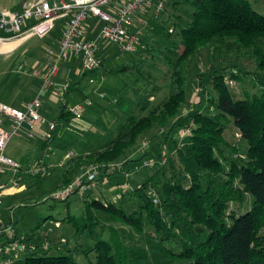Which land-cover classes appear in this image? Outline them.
Wrapping results in <instances>:
<instances>
[{"label": "trees", "instance_id": "16d2710c", "mask_svg": "<svg viewBox=\"0 0 264 264\" xmlns=\"http://www.w3.org/2000/svg\"><path fill=\"white\" fill-rule=\"evenodd\" d=\"M183 2L190 7L191 17L179 19L176 26L181 47L175 61L169 63L171 75L166 97L151 108V93L142 96L137 104L147 110L146 115L130 116L118 128L115 138L91 160L107 165L121 159L154 128L166 130L164 143L172 142L177 146L173 132L181 126L178 116L186 104L189 85L184 66L199 49L219 50L227 41H234L245 50L242 57L253 61L261 72L253 74V79L263 90L258 95L234 100L226 79L240 82L238 73L242 70L234 72L218 65L200 76L199 86L207 79L216 100L210 103L212 116L199 108L203 101L201 96L185 118L193 125L191 136L185 149L176 148V156L180 166L178 176H188L189 185L184 187L176 177L172 182L163 183L159 204L155 206L146 194L148 183L141 184L134 191L142 202L140 211L132 214L111 202L86 203L92 246L81 252L87 264H264V235L260 234L264 229V16L254 11L247 0ZM126 69L112 72L124 73ZM60 110L58 119L63 124L68 123L70 116L65 107ZM227 117L246 143L244 160L227 159L222 152L225 141L221 121ZM51 141L52 138L40 143L41 147ZM77 162L74 159L65 164L64 184L69 180L68 168ZM106 169V166L101 167L102 172ZM102 172L97 181L102 179ZM246 195L253 199L251 208L240 216L229 212L230 203H242ZM91 209L133 229L143 237L146 246L135 243L127 247L114 228H109L107 239L102 238L94 230L97 221ZM64 221L72 223L71 216H66ZM145 222L152 233L145 232ZM174 229H180L187 241L178 252L167 246L176 237ZM76 255V249L56 254L33 250L27 251L19 264H78Z\"/></svg>", "mask_w": 264, "mask_h": 264}, {"label": "rangeland", "instance_id": "374dc122", "mask_svg": "<svg viewBox=\"0 0 264 264\" xmlns=\"http://www.w3.org/2000/svg\"><path fill=\"white\" fill-rule=\"evenodd\" d=\"M16 1L0 0V5L12 8ZM247 1L254 11L264 16V0ZM159 5L161 8L157 11ZM190 17L191 9L183 0H153L149 7L139 11L133 18V30L131 29V31L138 34L140 38L139 46L134 53H121L116 46L101 41L103 46L106 45L119 53L122 61H131V69L123 75L109 78V81L117 86L120 82H126V91L112 93L101 86L97 91L106 94L105 100L97 99L96 94L92 92L93 105L77 119L70 117L66 124L56 123L55 131L51 135L52 141L44 148L41 147V142L34 139L32 143L20 140L18 137H13L9 141L3 153L5 157L18 162L23 169L35 164H42L47 167V171L41 176L20 175L22 176L20 184L24 186V191L10 198L2 199L1 224H12L16 229L17 237L35 250L56 254L76 249V262L87 264L81 252L92 246L91 233L88 230L89 222L85 214L86 203H91L94 200L111 202L122 206L127 214H132L140 211L142 202L134 195V191L141 184L148 183L146 194L149 198L153 195L157 197L158 203L155 206L159 204V193L163 183L172 182L176 177L184 187L189 185L188 176H178L180 166L176 156V148L185 149L189 144V138L179 141L177 134L181 128L191 129L193 127L192 123L185 118L193 111L201 96H203V101L199 108L209 116L214 114L210 103L214 99L216 100L208 80L203 79V86L200 87L198 78L220 65L229 67L234 72L240 69L241 73H245H238L241 77L240 82L226 79L234 100H243L246 97L258 95L263 90L253 79V74L261 72L253 61L242 57L245 50L234 41H227L219 50L212 47L199 49L185 63V76L188 78L189 85L186 104L181 108L178 116L181 126L173 132L177 142L176 147L172 142L164 143L166 130L154 128L151 133L141 137L124 157L115 162L102 165L94 162L91 158L95 153L106 148L107 144L115 138L118 128L123 126L130 116L141 118L146 115L147 110L141 109V104H137L142 96L151 93L152 99L149 100L151 108L158 106L166 97L171 75L169 63L175 61L176 54L179 53L181 47L176 26L179 19L188 20ZM63 29L59 37L56 38L58 44ZM46 37L38 38L30 35L21 40L33 38L38 41L36 43L38 45ZM55 49L44 46L42 68L33 69L28 73L38 83H40L39 75L43 71L45 61L47 62L48 52ZM75 56L77 55H72V57ZM3 60L4 56L0 55V87L2 91L8 92L12 85L11 80L14 77H20L24 70L18 72L15 69L17 66L15 57L9 56L8 59ZM60 65L61 62L59 67ZM82 74L84 76L89 73L83 72ZM86 82L87 86H91L89 79ZM113 99H116L115 103L112 102ZM58 102L60 105L62 104L59 98ZM99 102H102V105H98ZM123 104L128 105V108ZM59 112L57 110V113ZM221 123L224 127L225 144L221 146L224 156L227 159L244 160L246 143L240 137L232 120L227 117ZM48 158L52 159L53 167ZM74 159L78 162L68 168L69 180L64 184L62 181L65 164ZM89 165H94L97 168L96 180L92 185L83 183L84 181L78 183L80 188L78 190L75 185L73 186V183L83 176ZM103 166L107 168L105 172L101 170ZM100 172H102V177H100L102 179L97 181ZM10 179H14L10 172L0 175L1 183L10 185ZM120 183L129 184L131 189L120 193L116 190ZM70 185L72 189L68 196L62 199L53 198V194L63 191ZM114 194H118L116 201L112 199ZM252 201V197L246 195L242 203H230L229 212L236 216L243 215L251 208ZM66 206H68L67 210ZM91 214L97 221L94 230L101 234L102 238L107 239L109 228H114L127 247H131L135 243L146 246L143 237L133 229L119 222L111 221L107 215L94 209H91ZM66 216H71L72 223L64 221ZM56 222L59 224L55 225ZM144 230L147 233H152L151 227L146 222ZM174 234L175 239L167 246L178 252L183 249L187 241L180 229H174ZM260 234L264 235V229L260 231ZM0 243H3V239H0ZM43 246H46L45 250ZM89 257L94 263L93 255Z\"/></svg>", "mask_w": 264, "mask_h": 264}, {"label": "built area", "instance_id": "2783aa9c", "mask_svg": "<svg viewBox=\"0 0 264 264\" xmlns=\"http://www.w3.org/2000/svg\"><path fill=\"white\" fill-rule=\"evenodd\" d=\"M153 0H59L49 3L47 0H25L24 6L19 12L0 9V45L10 41L21 40L30 35L38 38L46 37L58 20H65L61 40L55 50H50L47 62L39 75L40 87L38 94L26 102L22 108H14L0 103V175L10 172L14 179H10V185L0 182V207L2 199L13 196L24 190L20 184L22 174L30 176H41L47 171L45 165H32L26 169L4 156V150L13 137L24 134L29 139L41 143L47 142L56 128L55 121H49L40 114L41 93L54 87L53 78L59 70L62 59L72 55L80 56L82 59V71L84 73L96 72L100 69L101 62L97 56L96 41L85 38V25L90 17H94L101 24L98 39L112 44L121 53H134L140 42L138 34L132 32L133 18L141 10L149 7ZM118 4V6H116ZM161 6L157 7V11ZM103 77L96 81L89 79L93 91L99 100H105L106 94L98 92ZM69 83H65L57 89V97L63 106L65 96L69 89ZM112 102H116L113 99ZM93 105L91 96L84 97L81 101L66 106L65 111L71 118L77 119L83 112ZM2 118L8 120V129L3 128ZM191 129L181 128L177 137L179 141L190 138ZM68 157V156H67ZM51 165V164H50ZM49 165V167H50ZM97 177V168L94 165L87 166L83 176L77 179L78 183L92 185ZM83 179V180H82ZM72 186L63 191L53 194L54 199H62L70 193ZM80 189V188H79ZM78 189V190H79ZM131 187L127 183H120L116 190L120 193L129 191ZM113 201L118 199V194L113 195ZM154 205L158 203L155 195L151 196ZM0 264H19L27 251L35 250L31 245L23 242L17 237L16 229L12 224L0 223ZM46 249V246H43Z\"/></svg>", "mask_w": 264, "mask_h": 264}, {"label": "crops", "instance_id": "0c3cea01", "mask_svg": "<svg viewBox=\"0 0 264 264\" xmlns=\"http://www.w3.org/2000/svg\"><path fill=\"white\" fill-rule=\"evenodd\" d=\"M25 0H17L15 4L12 5V8H6L0 5V9L9 10L11 12H19L24 6ZM49 3L57 2L59 0H47ZM69 1V0H65ZM118 6V4H116ZM65 20H58L55 23L54 29L46 37V39L36 44L38 41L29 38L21 41H10L5 44L0 45V55L4 56V60L8 57L16 58V70L21 73V76L18 78H13L12 85L8 89V92L2 91L0 87V103L6 104L14 108H22L23 105L34 98L38 92L40 83H38L33 76L28 75L33 69H41L44 63V50L43 47L55 49L58 46L57 36L61 34V31L64 27ZM101 24L94 17L88 18L84 33L85 38L88 40L96 41V50L97 56L101 62L100 70L92 72L89 74H84L82 76V59L80 56L69 57L66 60L61 61L57 75L53 78V88H50L47 91L42 92L41 95V109L40 114L42 117L46 118L49 121H55L57 124L61 123L59 120L60 112L57 113V110L61 111L62 104L58 102V97L56 95L57 89L60 88L66 82L69 83V89L65 96V105L69 106L75 102L81 101L84 97L91 96L93 86H87V79H99L103 77L101 86L107 88L109 92L117 93L126 91V82H120V84L114 85L109 81L111 76L123 75L129 68L132 67L131 61H122L120 54L116 53L114 49L110 47L103 46L101 40L98 39V32ZM133 30V26H132ZM42 53V54H41ZM46 63V61H45ZM45 65V64H44ZM131 65V66H130ZM121 68H127L124 73H113L112 71H117ZM62 71V72H61ZM4 89V88H3ZM5 92V93H4ZM69 99V100H68ZM98 99V98H97ZM152 97L149 98V100ZM60 101V100H59ZM67 102V104H66ZM98 105H102V102H99ZM65 107V106H63ZM65 112V111H64ZM3 128L8 129V120L2 118ZM20 140H25L28 142H33V139L27 138L24 134H21L18 137ZM19 140V141H20ZM52 167V159L50 160ZM115 195V194H114ZM10 198L12 196H6ZM59 223L56 222L55 225Z\"/></svg>", "mask_w": 264, "mask_h": 264}]
</instances>
